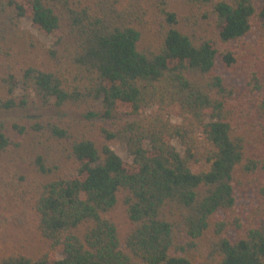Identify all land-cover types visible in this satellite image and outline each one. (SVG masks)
<instances>
[{"label": "trees", "instance_id": "obj_1", "mask_svg": "<svg viewBox=\"0 0 264 264\" xmlns=\"http://www.w3.org/2000/svg\"><path fill=\"white\" fill-rule=\"evenodd\" d=\"M238 63L241 92L218 71ZM263 74L264 0H0V110L86 109L74 125L0 120V237L27 228L45 244L0 248V264H264ZM97 102L155 109L117 129L129 162L89 136Z\"/></svg>", "mask_w": 264, "mask_h": 264}, {"label": "rangeland", "instance_id": "obj_2", "mask_svg": "<svg viewBox=\"0 0 264 264\" xmlns=\"http://www.w3.org/2000/svg\"><path fill=\"white\" fill-rule=\"evenodd\" d=\"M20 26L24 29H28L37 38H39L46 47L52 46L56 33L46 34L39 30L31 21L29 16H25L20 20ZM257 38L256 30H252L250 34L245 38L247 41L254 42ZM33 57H42V52L32 53ZM218 71L224 76V78L232 85L235 86L240 92L243 89V84L246 78V67L243 64H234L229 67L220 65ZM262 90L264 93V74L261 77ZM96 110L97 116L92 119V123H89L93 128L89 132V136L95 141L98 146L103 144L109 145V147L124 161L129 162L131 157L126 150V139L121 133L117 134V129L124 123L140 119L145 115L154 112L155 109L147 110L143 114H132L128 110L122 109L119 111L111 112L108 115L103 113L100 108L101 103L97 102ZM86 109L83 106L66 105L61 108H55L53 106L47 107H35L30 108H18L11 110H0V120L13 121L22 120L26 118H57L63 125L86 123L85 119ZM173 121H177L173 119ZM100 128H105L114 132L116 135L111 139H106L100 132ZM175 147L181 151L180 145L175 141L173 142ZM201 150H203L201 148ZM193 171H198L205 168V165L200 163H191ZM258 194L256 190H247L245 192L236 193V207L241 215H244L252 205L257 201ZM110 218L115 223L118 231L120 241L123 243L124 239L129 231L130 223L125 215L124 207L119 202L109 213ZM228 234H233L231 231ZM44 242L41 241L32 229L20 228L14 226H6L3 228L0 237V248H18L27 252H34L35 250L44 246Z\"/></svg>", "mask_w": 264, "mask_h": 264}]
</instances>
